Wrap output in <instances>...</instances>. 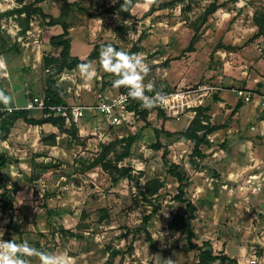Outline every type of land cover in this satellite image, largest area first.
Here are the masks:
<instances>
[{"label":"rangeland","instance_id":"obj_1","mask_svg":"<svg viewBox=\"0 0 264 264\" xmlns=\"http://www.w3.org/2000/svg\"><path fill=\"white\" fill-rule=\"evenodd\" d=\"M34 1L24 0V4ZM121 4L123 0H44L39 6L47 15L62 16L72 27V52L76 57H86L88 45L92 53L95 45L104 42H112L129 54H141L151 69L144 78L145 85L152 81L158 91L185 94L173 109L178 114L167 110L170 120L188 122L194 113L192 102L199 105V96L206 93L198 91L200 87L216 86L217 92L237 95L235 90H247L248 82L252 92H257L258 80L264 88V36L258 37L254 19L256 12L264 13V0H157L148 7L144 0H132L127 12L121 10ZM211 4L218 10L204 21ZM188 5L190 10L185 11ZM20 6V0H0V14ZM21 32L16 16L0 20V60L6 67L0 69V89L5 94L20 95L23 101L17 105L25 106V97L43 96V57L59 53L52 46L45 50V44L61 34L62 28L47 27L39 16H34L30 30ZM195 34L199 38L195 52L185 53ZM228 46L233 49L227 50ZM90 64L95 71L91 80L83 78L78 69L59 76L67 105L89 106L96 104L98 94L110 99L122 93L113 84L118 77L105 72L99 60ZM129 121L116 128L102 116L88 113L75 125L78 141L58 131L55 146L37 140L39 133L23 121L15 123L6 141L1 140L0 133V154L8 159L1 174L12 191L7 202L13 206V211L5 209L0 199V229L6 240L26 241L48 253H66L72 258L71 264H105L112 252H118L114 264H200L199 250L189 248L188 235L182 230L180 220L186 204L176 199L180 190L187 201L195 194L190 188L189 171H184L191 168L194 143L179 145V152H173L174 147H168L182 139L162 135L167 148L163 156L166 151L153 149L156 137L152 128L145 127L146 122L136 116H129ZM148 121L157 128L165 124L156 112ZM175 124L171 121L167 125L173 132L183 131L184 125ZM66 127L71 128L67 123ZM138 133L131 156L118 163L133 170L132 180L123 178L113 184L101 167L89 169L109 145H113L109 158L116 163L118 155L114 154H122L125 148L122 141ZM40 135L42 139L49 136ZM195 161L201 165L204 160ZM176 162L189 182L187 187H180L169 173ZM154 178L166 185L158 196L145 198L143 187ZM196 203V219L199 211L204 219L210 210L204 202ZM153 207L157 212L146 233L143 219ZM12 216L15 231L20 234L8 228ZM195 220L192 230L201 233V224ZM203 225L206 232V223ZM221 226L215 224L212 228ZM199 235L201 239L196 237L192 242L203 246L207 237ZM40 259L37 253L26 257L25 264H40Z\"/></svg>","mask_w":264,"mask_h":264},{"label":"crops","instance_id":"obj_2","mask_svg":"<svg viewBox=\"0 0 264 264\" xmlns=\"http://www.w3.org/2000/svg\"><path fill=\"white\" fill-rule=\"evenodd\" d=\"M73 31V29L70 31L71 37ZM74 43L72 38V50ZM87 47L89 49L86 57L91 53V46ZM50 48L48 40L45 50L49 51ZM72 50V56L76 57ZM78 57L81 60L86 59ZM0 69H6L1 60ZM256 81L257 92H252L249 82L245 88L252 98L249 103L233 95L231 91H221L214 95L204 93L199 96L202 99L199 105L192 102L195 108L209 106L212 125H224V128L207 137L210 146L202 148L206 155L203 163L197 159L201 162L199 165L190 159L191 168L184 169L185 172L189 171L190 188L195 192L191 201L195 205L198 201L204 202L210 210L204 219L203 216H199L201 213L199 211L195 220L201 224L202 228L199 230L207 237L205 241L211 242L216 255L224 254L236 260L238 264H250L254 255L258 258V264H264V108L260 104L264 88L258 80ZM6 95L14 98V105H17L19 100L23 101L20 95ZM204 95H208L207 98H204ZM214 96H218L219 101L215 102ZM30 100L24 98L26 103ZM202 101L206 104L202 105ZM239 103L241 105L237 109ZM195 108L192 110L194 113ZM35 112H32L31 116L40 118L41 112ZM194 113L185 124L181 119H169L164 124L165 129L173 132L167 125L172 121L176 123L175 126L184 125V131L194 118ZM19 121L17 122L20 123ZM32 128L39 133L36 136L39 141L42 140L40 135L42 133L52 135L58 132V129L50 124ZM160 141L163 142L162 139ZM185 143L191 142L177 140L168 148L174 147V152ZM17 207L18 204L14 202V208ZM204 223L207 226L206 232ZM220 223L221 227L212 228ZM195 233L201 239L202 236L199 235L201 233L197 231Z\"/></svg>","mask_w":264,"mask_h":264},{"label":"trees","instance_id":"obj_3","mask_svg":"<svg viewBox=\"0 0 264 264\" xmlns=\"http://www.w3.org/2000/svg\"><path fill=\"white\" fill-rule=\"evenodd\" d=\"M177 2H184L185 0H175ZM44 0H36L31 4H24V0H20V7L15 8L11 11L0 14V20L4 17H15L17 18L18 23L22 28L21 34H25L28 30H30V21L34 16H39L44 22H46L47 27H56L60 26L62 28V33L59 35H54L49 40V45L54 49L58 50L59 53L57 56L54 55H45L43 57V66L46 72L45 79V89L43 92V96L45 98L46 105L56 106V105H67L65 99L63 98L64 90L58 84V78L66 71H73L78 69V65L81 63H92L94 61L99 60L100 51L102 46H106L111 44L118 51L123 50L120 46L112 43V42H104L102 44L95 45L92 53L84 60H81L78 57H74L71 54L72 50V38L70 36V29L72 28L62 16L56 18L50 15H47L43 9L39 6L43 3ZM185 11L190 10V5H188ZM218 10V7L214 4L206 10L204 15V21H207V17L209 15L214 14ZM255 23L259 28V36H264V13L256 12L255 13ZM197 34L194 35L191 40L188 48L185 50V53L195 52V45L198 42ZM227 50H232L233 48L228 46ZM124 51V50H123ZM122 92L128 90L125 87H120ZM214 101H219L218 96L213 97ZM241 103L238 104L237 109ZM0 106H4L0 104ZM130 109L136 111V115L141 118L144 122H146L147 128H152L154 135L156 137V143L153 146V149L156 151L164 152L166 151L165 146L160 141L161 136L164 135L168 139H182L185 141H190L194 143L193 152L190 155L191 160L200 159L204 160L206 155L203 153L202 148L210 146V142L207 140V137L224 128V125H212L211 117L209 115L210 107L209 106H199L195 108V116L190 122L189 126L184 131L179 132H170L165 129L164 126L157 128L149 124V116L156 112L157 117L160 118L164 123L169 120L166 112L162 108H143L142 104H136L132 106ZM30 111L20 110L14 112L12 115L7 116L5 119L0 121V133L3 134L2 141H6L9 137L10 130L14 126V124L22 120L24 123L30 126H43L46 124H50L53 127L57 128L59 133L62 135L70 136L75 142L79 139V132L74 124L71 125V128L66 127L65 119L55 116L51 114L48 110L44 113H41L40 118H34L31 116ZM44 114H48L47 117ZM57 134H52L46 136L42 139V142L46 145L55 146L57 143ZM139 133L129 136L124 139L122 142L125 143V148L122 154H114L117 161L116 163L112 158H109L111 148L113 145L105 146L104 152L100 154L89 166V169H93L96 167H101L102 170L107 172L111 177L113 184H117L121 179L126 178L129 180L133 179L131 168L122 166L119 167L118 163L124 161L131 156V148L134 142L138 139ZM167 155V151L163 156ZM8 164V159L5 155L0 154V199L4 203V208L10 211H13L12 203H8L12 196V191L7 187L6 183L3 180V176L1 174V170L6 168ZM169 173L171 176L179 182L180 187L188 186L189 182L186 181L185 176L180 171V166L177 164H172L169 168ZM165 181L160 180L159 178H154L148 180L143 187V195L145 198H153L159 195V192L165 187ZM184 192L182 190L179 191L176 199L186 204V209L184 215L181 218L182 230L184 233L188 235V245L189 248H194L199 250V263L200 264H238L236 260L227 257L224 254H215L212 248L211 243L205 242L203 246H199L198 244L193 243V239H195L196 233L192 230V222L196 219L197 207L193 204L192 201H187L184 199ZM157 212V208L153 207V210L150 214L144 217L143 219V229L146 233H149L147 230V225L153 216ZM8 228L10 230L15 231L13 216L9 222ZM16 233L20 234L17 230ZM118 252H112L105 262V264H114V260L117 257Z\"/></svg>","mask_w":264,"mask_h":264},{"label":"clouds","instance_id":"obj_4","mask_svg":"<svg viewBox=\"0 0 264 264\" xmlns=\"http://www.w3.org/2000/svg\"><path fill=\"white\" fill-rule=\"evenodd\" d=\"M156 2L157 0H144V6H151ZM131 5L132 0H123L121 10L127 12ZM99 63L105 72L118 77L113 82L114 86L127 88V96L140 101L144 108L151 109L162 104L163 93L155 89L154 82L149 81L147 85L143 83L151 69L141 54L118 51L109 44L101 47ZM77 67L83 78L87 80L94 78L95 71L90 63H81ZM146 90L155 94L148 96L145 94ZM0 104L4 105L6 111L14 110V98L6 95L3 89H0ZM3 235L4 232L0 229V264H25L26 257L35 256L37 253L41 257L40 264H71L72 258L66 253H48L31 247L26 241L21 243L6 241Z\"/></svg>","mask_w":264,"mask_h":264},{"label":"built area","instance_id":"obj_5","mask_svg":"<svg viewBox=\"0 0 264 264\" xmlns=\"http://www.w3.org/2000/svg\"><path fill=\"white\" fill-rule=\"evenodd\" d=\"M198 91H205L207 94H214L219 91V88L216 86H203L198 89ZM127 91L120 93L114 98H104L102 94L97 95V102L93 105H56L48 107L45 102L44 96H34L30 101L27 102L25 106L14 105V110L9 112L4 110V106H0V121L5 119L7 116L12 115L16 111L27 110L30 112H41L49 111L55 116L65 119L68 125H77L86 114H97L106 119L111 126L122 127L125 124H128L129 116H136V111L130 109L136 104H141L140 101L133 100L127 96ZM238 97L242 98L246 103L251 101V95L245 90H235ZM164 99L162 104L155 106L153 108H162L166 110H173L177 104L183 99H185V94L182 92L177 93H167L162 92ZM148 96H153L154 92H145ZM260 104L264 108V91L260 96ZM144 108V107H143ZM168 113V112H167ZM173 114H178V110H173ZM196 114V113H195ZM45 117L48 114H44ZM3 239L6 240L3 235ZM7 241V240H6ZM250 264H258L257 256H253L250 261Z\"/></svg>","mask_w":264,"mask_h":264}]
</instances>
